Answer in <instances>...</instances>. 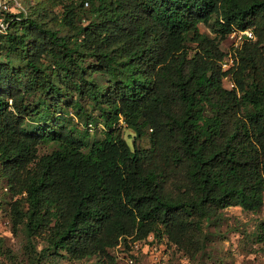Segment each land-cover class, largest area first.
I'll return each mask as SVG.
<instances>
[{
	"label": "trees",
	"instance_id": "1",
	"mask_svg": "<svg viewBox=\"0 0 264 264\" xmlns=\"http://www.w3.org/2000/svg\"><path fill=\"white\" fill-rule=\"evenodd\" d=\"M84 5L85 25L76 24L84 12L66 9L72 34L27 17L13 20L5 36L0 162L11 191L25 193L14 207L16 223L29 238L43 236L55 253L105 256L116 264L112 250L127 237L161 239L160 227L171 238L197 235L222 209L257 212L264 203V0H81ZM212 22L216 37L200 31ZM247 29L256 39L245 40L234 66L224 70L220 40ZM87 58L94 59L89 66ZM92 73L107 82L98 84ZM2 74L24 88L11 103ZM226 77L234 87L224 85ZM71 88L91 98L106 130L88 151L72 129L26 127L32 114L49 122L53 108L26 104V93L44 92L57 106ZM120 122L137 138L148 136L149 147L132 148ZM47 140L59 148L39 156Z\"/></svg>",
	"mask_w": 264,
	"mask_h": 264
},
{
	"label": "rangeland",
	"instance_id": "2",
	"mask_svg": "<svg viewBox=\"0 0 264 264\" xmlns=\"http://www.w3.org/2000/svg\"><path fill=\"white\" fill-rule=\"evenodd\" d=\"M80 5L81 0H0V64L9 62L4 42L5 36L12 30L10 23L13 20L37 18L43 21L46 27L60 30L63 35L72 34L75 31L74 26L64 24V15L68 7H74L77 13L84 12L82 15L84 20L76 21V24L85 25L87 23L85 19L88 17L86 11L89 6L81 7ZM212 24L213 22L208 25L201 23L200 31L209 37H216ZM220 47L228 55L233 53L236 48L234 34L221 39ZM93 62L94 59L87 58L84 65L89 66ZM2 75L7 79L3 93L6 98H10L9 103H11L12 95L16 98L20 97L24 94V88L15 77ZM91 77L100 85L108 80L106 75L100 73H92ZM55 79L61 81L59 77ZM60 83L62 86L66 85L65 81ZM229 83L230 77H226L224 85L228 86ZM24 98L26 104L39 105L42 112L48 106L54 108L48 114L50 120L47 123L39 119L43 114L30 115L26 122V127L30 130L43 132L50 131L53 127L57 131L72 129L78 137L84 139L85 151L90 149L93 142L105 136L106 130L99 110L93 105L90 97H80L79 91L75 88H71L70 93L66 92V97L60 98L57 106L53 104L56 102L55 99L37 90L26 93ZM78 103L84 106L82 114H78L80 111ZM120 125L121 134L132 148L149 147L148 136L139 139L135 132L127 128L123 122H120ZM58 148L56 141L47 140L40 143L38 154L39 156L49 154ZM21 195L11 191L10 181L4 175L0 162V264H109L105 256L70 259L64 252L55 253L49 249L43 236L29 238L24 224L16 223L17 214L14 207H16V201H19L25 193ZM3 221H9L10 224L6 227ZM159 229L162 235L160 243L164 244L167 264H264V203L257 212L245 211L239 206L222 209L219 217L203 222L202 234L195 235L193 232L175 234L174 232V237L171 238L163 227ZM176 237L181 238L185 248L176 244ZM129 239L134 240L133 237H127V241L121 242L123 245H125L124 242L130 245Z\"/></svg>",
	"mask_w": 264,
	"mask_h": 264
},
{
	"label": "built area",
	"instance_id": "3",
	"mask_svg": "<svg viewBox=\"0 0 264 264\" xmlns=\"http://www.w3.org/2000/svg\"><path fill=\"white\" fill-rule=\"evenodd\" d=\"M232 34L236 37V48L233 53L227 54V59L222 61L224 70L230 69L235 64L237 50L241 47L245 40H255L254 32L251 29L244 31H234ZM241 44V45H239ZM230 86L234 87V83L230 81ZM4 226L10 224L9 221L2 222ZM131 241V239H129ZM125 243V242H124ZM130 245L120 243L112 250V254L116 258V264H167L165 258L164 244L160 243L154 234H150L146 238L138 239V241L129 242ZM132 250V251H131Z\"/></svg>",
	"mask_w": 264,
	"mask_h": 264
}]
</instances>
